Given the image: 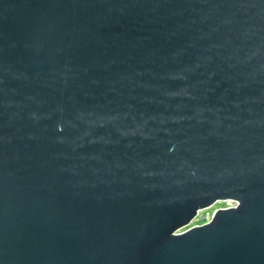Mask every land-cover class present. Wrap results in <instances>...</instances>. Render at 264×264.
<instances>
[{
	"label": "water",
	"instance_id": "water-1",
	"mask_svg": "<svg viewBox=\"0 0 264 264\" xmlns=\"http://www.w3.org/2000/svg\"><path fill=\"white\" fill-rule=\"evenodd\" d=\"M0 264H264V0H0Z\"/></svg>",
	"mask_w": 264,
	"mask_h": 264
},
{
	"label": "rangeland",
	"instance_id": "rangeland-1",
	"mask_svg": "<svg viewBox=\"0 0 264 264\" xmlns=\"http://www.w3.org/2000/svg\"><path fill=\"white\" fill-rule=\"evenodd\" d=\"M227 202L224 201H217L216 203L203 208L199 210L198 214L194 216V219L191 221V223L183 228H180V231H184L186 229H189L191 226L200 225L206 223L208 220H211L213 217L214 212L225 205H227Z\"/></svg>",
	"mask_w": 264,
	"mask_h": 264
},
{
	"label": "built area",
	"instance_id": "built-area-1",
	"mask_svg": "<svg viewBox=\"0 0 264 264\" xmlns=\"http://www.w3.org/2000/svg\"><path fill=\"white\" fill-rule=\"evenodd\" d=\"M221 201H224V200H221ZM224 202H227L228 204L223 206V207H221V208L232 207V206H236L238 204V202L236 200H233V199H227ZM208 221H210V220H208Z\"/></svg>",
	"mask_w": 264,
	"mask_h": 264
}]
</instances>
